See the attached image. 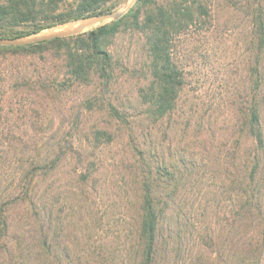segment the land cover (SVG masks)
<instances>
[{
	"label": "trees",
	"instance_id": "1",
	"mask_svg": "<svg viewBox=\"0 0 264 264\" xmlns=\"http://www.w3.org/2000/svg\"><path fill=\"white\" fill-rule=\"evenodd\" d=\"M128 1L0 0V38L19 37L118 10ZM237 21L245 24V97L223 107L231 110L233 126L243 132L248 148L239 162L233 158L235 150L224 156L222 168L233 185L227 214L230 222L219 227L217 221L210 220L203 226L185 208L190 166L195 164L191 152L187 153L181 142L173 146L171 142L166 146L155 143L152 125L161 129L156 126L175 119L174 125L180 124L183 131L190 125L195 129L203 126L193 122L195 109L191 105L183 109L178 103L185 85L180 59L196 40L202 42L222 32L219 26ZM124 33L142 37L140 55L135 60L116 45ZM8 55L30 57L33 64H42L36 74L18 71L14 83L39 88L43 97L56 91L53 84L60 79L87 88L81 102L85 110L102 111L112 121L110 126L93 130V143L111 142L115 131L126 136L124 159L128 189L134 199L130 201L129 197L134 208L130 215L133 229L128 233L126 257L105 258L104 253L103 262L259 263L264 252V0H135L118 19L78 34L26 45L0 44V57ZM68 150L73 156L85 153L75 147L73 137L52 143L45 156L21 168L22 189L0 198V264H9L7 261L22 252H33L37 259L51 264H93L87 258L82 261L70 257L74 250L68 248V240L61 243L58 237L60 231L63 233V220H56L59 214L53 204L41 199L44 193L40 183L62 164ZM91 164V160L82 164L81 177L76 179L79 187L87 184ZM72 190L85 193L83 188ZM15 208L22 211L21 216L14 215ZM203 208L211 206L206 202ZM24 216L28 223L23 222Z\"/></svg>",
	"mask_w": 264,
	"mask_h": 264
},
{
	"label": "rangeland",
	"instance_id": "2",
	"mask_svg": "<svg viewBox=\"0 0 264 264\" xmlns=\"http://www.w3.org/2000/svg\"><path fill=\"white\" fill-rule=\"evenodd\" d=\"M219 28L222 32L202 42L196 40L189 53L180 59L185 85L178 103L183 109L191 105L195 109L193 122L203 126L195 129L190 125L183 131L180 124L174 125L175 119H171L166 128L164 124H155L161 129L152 125L155 131L152 140L165 146L170 142L172 146L181 142L187 153L191 152L190 158H194L195 164L190 166L192 176L186 185L185 208L191 210L195 220L203 226L212 220L220 227L230 222L227 214L233 189L222 168L224 156L235 150L233 158L239 162L245 157L248 142L243 132L233 126L231 110L223 107L225 103H238L245 97V24L230 22ZM141 44L142 37L136 33H124L116 40L118 49L130 52L134 60L140 55ZM39 68L42 64H33L30 57H0V198L12 190L22 189L19 187L22 182L20 171L25 164L45 156L52 143L73 137L75 147L84 150V155L73 156L68 150L62 164L39 186L44 193L41 199L53 204V210L59 214L56 220H63L64 229L63 233L59 232V241L65 243L68 240V248L74 250L71 258L82 261L87 258L93 264H108L103 262L107 257H126L128 233L133 229L130 215L134 211L133 204L129 203V197L130 201L134 199L128 189L129 172L124 159L127 156L126 136L115 131L111 142L93 143V130L110 126L112 121L102 111L85 110L81 103L87 93L84 86H72L70 81L61 82L63 79H60L53 84L56 91L43 97L39 88L14 83L18 71H22L20 74H36ZM88 160L92 161L91 175L87 184L79 187L76 179L82 172V164ZM226 161L231 163L230 159ZM73 188H83L85 193ZM206 202L210 209L203 208ZM13 213L19 217L22 211L15 208ZM23 222H29L26 216ZM74 234L77 238L73 239ZM114 251L117 255H113ZM9 262L51 264L48 260L37 259L33 252L29 255L22 252ZM258 264H264V252Z\"/></svg>",
	"mask_w": 264,
	"mask_h": 264
},
{
	"label": "water",
	"instance_id": "3",
	"mask_svg": "<svg viewBox=\"0 0 264 264\" xmlns=\"http://www.w3.org/2000/svg\"><path fill=\"white\" fill-rule=\"evenodd\" d=\"M134 1L135 0H130V2L122 10H114L110 12L85 16L19 37L0 38V44L9 46L26 45L45 40H51L57 37H66L78 34L97 24L118 19L130 8Z\"/></svg>",
	"mask_w": 264,
	"mask_h": 264
}]
</instances>
